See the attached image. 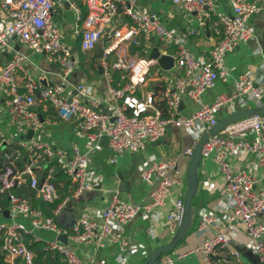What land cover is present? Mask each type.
<instances>
[{
  "label": "built area",
  "instance_id": "obj_1",
  "mask_svg": "<svg viewBox=\"0 0 264 264\" xmlns=\"http://www.w3.org/2000/svg\"><path fill=\"white\" fill-rule=\"evenodd\" d=\"M172 2L183 10L184 16L194 19L192 27L174 31L164 25L157 13L136 9L134 0L84 1L88 13L80 32V48L92 50L105 36L108 43L103 49L104 57L115 55L109 68L120 69L127 78L119 87H113L110 81L109 92L115 104L106 112L98 109L97 100L90 97L92 88L85 83L74 86L73 94L68 96L60 86H43L24 73L21 89L16 82V73L24 59L20 52H15L5 64L0 65V93L12 125L23 130L39 129L42 122L37 107L48 104L60 119L72 121L75 130L88 142L87 150L82 151L76 145L64 149L31 139L22 141L4 155L5 161L0 168V193L8 192V214L13 218L21 217L29 224L28 228L22 223L0 222V231L4 233L2 248L6 255L19 257L30 264L33 253L24 240V234L43 230L56 236L64 234L76 243L93 242L100 246L102 240L109 237L119 245L115 258L118 264H123V252L129 245L123 231L138 215L151 220L165 216L168 231L173 235L183 216L185 179L172 173L178 161L189 160L201 135L217 124L218 109L227 107L233 113L249 107L247 100L264 105V74L257 78L239 74L232 90L218 95L211 104L201 101L205 92L215 88L219 81H226L225 56L240 42L254 37L250 19L264 10V5L253 0H231V11L223 12L217 8L218 0ZM69 5L79 15L78 6L73 2ZM54 6L55 0H0V7L8 18V25L0 30V53L10 38L17 37L32 52L46 54L51 62L60 66L64 76L70 74L74 64L72 52L64 40V33L53 21ZM119 13L127 20L116 25L113 18ZM207 30L213 33L215 41L208 57L199 59L190 50L188 38ZM152 38L172 48L170 52L163 53L173 57L172 69L178 72L172 81L164 79L159 98L154 91L142 89L152 68L164 71L155 59L148 57ZM131 47L135 48L137 55L129 53ZM184 98L199 102L200 107L189 115L181 114ZM159 102H163V106ZM169 126L201 135L194 138L177 158L155 160L140 170V178L151 186L148 201L131 203L113 195L97 218H76L69 227L56 222L55 217L70 200L92 189L89 152L96 148L102 137L107 140L110 161L114 162L123 152L143 150L147 142L159 139ZM237 151L253 154L256 166L264 172L263 114L246 115L211 135L201 148V159L213 154L216 172L224 179L221 196L225 211L223 217L228 221L238 219L241 222L248 235L249 249L264 264V188L254 187L256 179L251 171L231 168L228 158ZM55 169L75 187L70 195L58 202L51 215L44 214L28 197L13 193L14 188L26 183L41 201L54 203L59 199L58 189L50 180ZM168 200L170 207L162 213L161 208ZM0 212H3L1 206ZM213 221L212 214L202 208L199 210L198 230L207 229ZM147 232L152 236L151 226ZM46 249L61 254L66 264L106 263L104 258L80 260L67 244L57 238L48 241ZM190 252L200 253L205 264H246L241 251L223 233L204 239L186 252L162 253L153 264H175Z\"/></svg>",
  "mask_w": 264,
  "mask_h": 264
},
{
  "label": "crops",
  "instance_id": "obj_2",
  "mask_svg": "<svg viewBox=\"0 0 264 264\" xmlns=\"http://www.w3.org/2000/svg\"><path fill=\"white\" fill-rule=\"evenodd\" d=\"M84 1L55 0V10L52 15L53 21L64 33L65 42L72 52L71 58L74 64L70 74L64 76L60 66L51 62L46 54L32 52L17 37L10 38L8 44L2 48L0 65L5 64L15 52H20L24 55V59L20 62L21 68L16 73V82L21 86V89H23L24 73L43 86H60L68 96L73 94L74 86L85 83L91 86L92 95L90 97L97 100L98 109L106 112L115 104V100L109 92L111 77L108 74L109 63L115 60V55L111 54L108 57H104L103 49L108 43L105 36L97 42L95 48L92 50L83 51L79 47L80 32L83 29L84 20L82 18L81 6L84 7L86 14L88 13ZM134 1L136 9L157 13L164 25L174 31H185L194 25V19L190 16H184L183 10L174 4L172 0ZM230 1L218 0L217 8L223 12L231 11ZM253 1L264 5V0ZM67 2H73L78 6L80 10L79 15L72 10ZM126 20L127 17L119 13L113 18V23L121 25ZM211 20H214V18ZM250 24L254 30V37L240 42L234 51L225 56L227 79L226 81H219L215 88L205 92L201 97L202 103L211 104L218 95L232 90L234 81L239 74L246 73L254 78L264 74V10L252 16ZM7 25V14L0 7V30L4 29ZM157 41L156 38H152L149 45L150 50L153 47H158L161 53L172 50V48L166 45L165 49H162L159 41ZM214 41L213 33L207 30L198 36H189L188 45L197 58L206 59ZM129 53L131 55L138 54L135 48H133V52L129 48ZM99 66H101L100 69ZM176 73H178L177 70H175L174 75ZM150 82H152V91L159 98L158 93L164 83V78L151 74L144 86ZM158 101L160 100L158 99ZM252 102L253 105L249 107L261 106L260 103L258 105L257 101ZM199 107V102L190 98H184L180 106V113L189 115ZM37 113L42 125L37 130H31L32 133L29 130H23L12 125L9 122L0 93V138L10 147L18 145L22 141L33 139L48 142L58 148L70 149L73 145H76L82 151L87 150V140L75 130L72 121L60 119L56 111L48 104H39ZM231 113V110L227 107H222L216 112L219 120ZM10 128L16 129L15 134L17 137L19 136L17 140L11 141L6 139L7 129ZM193 139L194 136L188 130L169 126L159 139L147 142L143 150L123 152L117 156L114 162H111V152L107 145V140L102 137L97 142L96 148L89 152V170L93 182L92 189L70 200L55 217L56 222L61 226L69 227L76 218H97L113 195H117L120 199L131 203H144L148 201L151 186L140 178V170L149 162L155 160L163 161L168 158H177L181 151L192 143ZM212 156L213 154L211 153L209 156L202 158L198 166V187L194 195V199L196 196L197 199L196 202L193 199L192 204L195 209L193 223L185 238L179 242L174 251L186 252L199 245L204 239L216 233H223L230 238L232 245L241 251L243 261L246 264H262L257 255L249 249L247 245L248 235L241 222L238 219L228 221L223 217V212L225 211L221 203V196L224 179L216 172ZM228 162L234 170L245 168L251 171L256 179L254 187L264 188V172L256 166L253 154L237 151L228 158ZM187 164L188 159L179 160L176 169L172 173L184 178L186 181ZM50 180L57 187L60 200L74 191V184L58 169H55L54 173H51ZM24 186L27 187L28 191L32 192L31 197L37 198L36 192H33L34 190L30 189L26 183H22L14 188L13 193L21 196L19 192ZM5 195L7 196V194ZM169 207L170 200L161 208L162 213H165ZM201 208L212 214L214 221L207 229L200 231L198 230V221L199 210ZM4 210L0 212V222L22 223L29 228L27 220L21 217L13 218L9 214H5ZM150 226L153 229L152 236L147 232V228ZM123 233L124 237L129 241L128 247L123 252V264H144L151 250L168 242L172 237L168 231L165 216L151 220L147 216L138 215L125 226ZM28 234L30 238L38 241L42 240L45 243L58 237L53 233L41 232L40 230H33ZM66 244L70 246L74 253L77 254L76 256L82 261L104 258L106 260L105 264H118L115 254L119 251V245L112 242L109 237H105L102 240V246L93 242L76 243L68 239ZM16 258L19 257L12 258L6 255L5 261L8 264H15ZM175 264L205 263L200 253L190 252Z\"/></svg>",
  "mask_w": 264,
  "mask_h": 264
},
{
  "label": "water",
  "instance_id": "obj_3",
  "mask_svg": "<svg viewBox=\"0 0 264 264\" xmlns=\"http://www.w3.org/2000/svg\"><path fill=\"white\" fill-rule=\"evenodd\" d=\"M69 3V2H67ZM149 58L155 59L157 61L158 66L163 70H170L174 66L173 57L169 54L161 53L158 47H153L149 54ZM101 66H99V69ZM102 70V69H101ZM102 72V71H101ZM104 112V111H103ZM250 114H263L264 115V106H256V107H247L241 108L236 110L235 112L229 114L227 117L219 120L217 124L211 128H209L206 132H204L199 140L197 141L193 153L190 156L187 164V173H186V190L183 195V216L182 220L177 227L176 231L168 240V242L155 247L151 252L148 254L144 264H153L156 259L162 254L166 252H173L176 246L182 241L188 229L191 228L193 223V217L195 214V209L192 205V198L196 194L197 187H198V166L201 162V148L203 144L208 140V138L216 133L217 131L221 130L225 125L234 122L246 115ZM30 133L31 130H29ZM5 194H8L6 191ZM30 197L32 196V192L29 191ZM5 214H8V210H4ZM63 243H67L66 235L61 234L58 237Z\"/></svg>",
  "mask_w": 264,
  "mask_h": 264
},
{
  "label": "trees",
  "instance_id": "obj_4",
  "mask_svg": "<svg viewBox=\"0 0 264 264\" xmlns=\"http://www.w3.org/2000/svg\"><path fill=\"white\" fill-rule=\"evenodd\" d=\"M82 9V18L86 16V11L83 6H81ZM80 47V43H79ZM131 51L133 52V47H131ZM109 63V62H108ZM111 65V63H109ZM110 69V77H111V85L113 87H119L127 81L126 76L124 75L123 71L120 69L116 68H109ZM161 106H163V102H159ZM1 141V138H0ZM17 145H13L10 147L9 145L5 144L3 141L0 143V168L3 166V163L5 161L4 155L6 153H10L14 148H16ZM21 160L20 162H22ZM60 174V173H59ZM34 192V191H33ZM20 195L21 196H26L30 199L32 204L38 208H40L44 214L46 215H51L52 210L56 207L60 199L55 201L54 203H48L45 201H41L39 198L30 197L29 191L26 186L22 187L20 190ZM193 199L192 198V204H193ZM9 201L7 196L4 193H0V206L4 209L8 208ZM189 230V229H188ZM188 233V231H187ZM3 239H4V233L3 231H0V264H8L5 261V251L3 250ZM24 240L28 246V248L32 251L33 253V258L32 262L30 264H66V262L63 260L61 254L55 251H51L46 249V243L42 240H34L30 238L29 234H24ZM15 264H27L20 258H16L14 261Z\"/></svg>",
  "mask_w": 264,
  "mask_h": 264
},
{
  "label": "rangeland",
  "instance_id": "obj_5",
  "mask_svg": "<svg viewBox=\"0 0 264 264\" xmlns=\"http://www.w3.org/2000/svg\"><path fill=\"white\" fill-rule=\"evenodd\" d=\"M151 3H153V1H151ZM65 40V39H64ZM66 41V40H65ZM158 42V41H157ZM159 45H160V47L162 48V49H165V44H163L162 42H159ZM177 69V68H176ZM174 72H175V69H171V70H164V71H162V72H160L159 70H157L156 68H152L151 69V72H150V74L149 75H151V74H154V76H158L159 78L160 77H163L165 80H168V81H172L173 80V77H174ZM149 77V76H148ZM142 89L143 90H145V91H149V90H153L152 89V82H150L149 84L147 83V85L146 86H144V87H142ZM246 98H247V95H246ZM247 104L249 105V106H252L253 105V102L252 101H250V100H247ZM8 131V133H7V137H6V139L7 140H11V141H14V140H17V138L19 137H17L16 136V134H15V128H10V129H7ZM200 133H194L193 134V136H194V138L195 139H198L199 137H200ZM250 136L251 137H253V134H250ZM184 192H185V190H186V181H185V185H184ZM184 192H183V194H184ZM196 199H197V196H196V198L194 199V201L196 202ZM41 232H46V233H50V232H48V231H43V230H40ZM68 247H70L69 245H68ZM77 255V254H76Z\"/></svg>",
  "mask_w": 264,
  "mask_h": 264
}]
</instances>
